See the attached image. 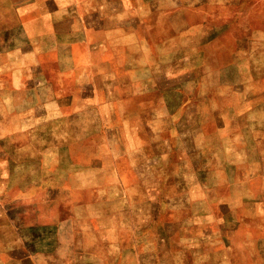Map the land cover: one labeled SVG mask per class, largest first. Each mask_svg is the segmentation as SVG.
<instances>
[{
	"label": "rangeland",
	"instance_id": "rangeland-1",
	"mask_svg": "<svg viewBox=\"0 0 264 264\" xmlns=\"http://www.w3.org/2000/svg\"><path fill=\"white\" fill-rule=\"evenodd\" d=\"M139 9L149 15L145 20L152 25V46L141 54L156 65L150 71L137 69L142 86L149 74H158L159 95L151 111L142 101L143 109L130 117L136 121L142 141L156 138L159 151L165 147L162 139L172 133L176 147L172 184L145 177V186L157 190L146 194L137 190V177L130 176L124 193L118 189L103 193L96 190L114 185L120 176L111 172H76L70 177V172H39L38 165L47 170L54 163L60 138L94 131L85 128L87 122L100 120L98 113L87 112L79 117L80 127H67L65 116L51 112L58 98L51 93L53 86L46 83L45 128L30 136L15 132L9 137L6 129H0V264H46L37 253L54 247L64 250L55 244L53 233L46 240L41 238L46 234L37 226L48 211L45 201L55 195L68 196L73 214L94 217L97 228L117 227L109 235H101L109 237V242L95 243L99 256L80 259L90 258L92 264H137V239L120 238L121 233L137 228V213L142 210L137 201L145 207L152 198L163 205L166 202L157 227L160 263L169 262L167 249L173 253L174 264L184 259L185 252L191 264H199L200 249L207 246L198 242L199 232L191 228L198 213L212 214L216 202L229 208L233 203L252 204L251 198L258 195L264 200V0H148ZM133 51L122 50L121 56L128 52L127 60L136 66L137 52ZM130 83L137 89V81ZM31 100L37 102L38 98ZM105 117L115 114L107 112ZM166 123L171 129L163 128ZM39 131L40 136L44 133L40 145ZM159 154L162 157L166 152ZM67 184L72 186L69 192H44L47 188L65 190ZM92 187L97 189L92 191ZM123 195L129 196L125 207ZM142 244L138 248L149 253L150 242ZM122 249L128 253L124 262L111 256ZM64 259L52 256L47 264H65Z\"/></svg>",
	"mask_w": 264,
	"mask_h": 264
},
{
	"label": "crops",
	"instance_id": "crops-1",
	"mask_svg": "<svg viewBox=\"0 0 264 264\" xmlns=\"http://www.w3.org/2000/svg\"><path fill=\"white\" fill-rule=\"evenodd\" d=\"M146 1L0 0V116H3L0 129H6L9 137L15 132L30 136L45 128L46 83L53 86L51 93L58 98L51 112L65 116L70 129L80 127L79 117L87 112H96L100 118L87 122L85 128L94 131L60 138L54 163L47 170L38 165L39 172H70L69 177L76 172H111L120 176L114 185L91 188L103 193L114 189L124 193L130 176L137 177V190L146 194L157 190L145 186V177L157 178L158 183L166 186L172 184L176 148L172 133L162 139L165 147L159 151L156 138L147 137L146 142L142 141L138 136L139 127L130 117L143 109L142 101L147 102L151 111L159 95L158 74L154 72L153 77L149 74L142 86L143 78L137 69L150 71L156 65L154 60L147 61L141 54L144 48L152 46L151 20H145L149 15L139 9ZM114 49L116 52H112ZM127 49L137 52L136 66L127 60L128 52L121 56V51ZM131 81H137V89ZM34 97L38 98L37 102L31 100ZM107 112L115 117L106 119ZM163 128L171 129L167 123ZM37 134L40 145L44 133ZM161 152L166 154L159 157ZM159 175L163 178L159 179ZM70 189L72 186L67 184L63 192L58 188H47L44 192L55 190L59 194ZM126 196L123 195L125 201L121 202L124 207L128 203L129 196ZM251 200L252 204L233 203L229 208L216 202L217 209L212 214L196 215L198 220L191 228L199 232L198 242L207 246L200 249L199 264H264V200L259 195ZM158 203L157 198H152L146 201L145 207L137 201V208L141 206V211L145 210L137 213V228L131 233H121L120 238L137 239V264H161L157 259V227L159 216L165 214L166 202ZM45 204L48 211L37 222L46 234L41 238L46 240L53 233L55 244L64 246V250L54 247L37 255L47 263L49 257L60 255L66 257L65 264H92L90 258L83 262L80 259L99 256L93 248L95 243L109 242V237L103 239L101 235H109V230L117 227L99 229L94 217L75 216L69 197L62 194ZM186 216L185 222L189 225L190 215ZM145 240L152 246L147 254L141 249ZM167 252L166 249L165 256H170V260L164 264H174L173 253ZM187 253L178 264H191ZM117 254L111 256H118L124 262L128 253L122 249Z\"/></svg>",
	"mask_w": 264,
	"mask_h": 264
}]
</instances>
